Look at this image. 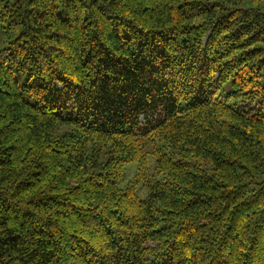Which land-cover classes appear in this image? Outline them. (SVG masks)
Wrapping results in <instances>:
<instances>
[{
    "label": "trees",
    "instance_id": "obj_1",
    "mask_svg": "<svg viewBox=\"0 0 264 264\" xmlns=\"http://www.w3.org/2000/svg\"><path fill=\"white\" fill-rule=\"evenodd\" d=\"M243 1L0 0V264H264Z\"/></svg>",
    "mask_w": 264,
    "mask_h": 264
},
{
    "label": "rangeland",
    "instance_id": "obj_2",
    "mask_svg": "<svg viewBox=\"0 0 264 264\" xmlns=\"http://www.w3.org/2000/svg\"><path fill=\"white\" fill-rule=\"evenodd\" d=\"M13 2L14 0H7ZM241 8L249 9V10H260L264 12V0H244L240 5ZM18 35L17 31L14 30H5L3 28L0 29V51L4 49L10 40H13ZM154 163V160L151 159V164ZM134 174V171L127 169L124 175L123 183L126 182L129 178H131ZM142 197H145L146 192H140Z\"/></svg>",
    "mask_w": 264,
    "mask_h": 264
}]
</instances>
